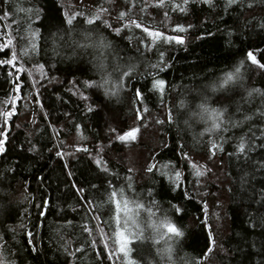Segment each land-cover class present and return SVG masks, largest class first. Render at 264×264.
Returning <instances> with one entry per match:
<instances>
[{
	"label": "trees",
	"instance_id": "1",
	"mask_svg": "<svg viewBox=\"0 0 264 264\" xmlns=\"http://www.w3.org/2000/svg\"><path fill=\"white\" fill-rule=\"evenodd\" d=\"M172 3L182 0H165L164 7L159 6V0H59V5L57 0H0V45L12 40L8 49L0 51V60L16 55L12 66L0 65V112L8 113L7 121L0 116V140L5 147L0 153V250L6 261L127 264L123 254L116 252L115 237L124 214L117 213L108 199L117 189L124 190L129 207L137 214L138 226L144 229L136 233L130 227V232L141 235L139 240L129 236L128 259L134 264H164L158 254L163 242L153 243V233L147 228L148 208L156 213L153 222L167 212L174 226L185 230L183 244L173 245L174 259L185 255L202 258L211 233L215 244L210 264H255L264 260V253L254 255L250 247L251 241L261 239L264 233L253 235L247 228L248 203L239 195L240 177L246 171L248 194H264V170L252 166V162L258 165L264 161V148L259 147L264 140H254L264 132V71L248 64L244 88L235 95L217 93L209 101L210 107L226 108L227 115L240 123L219 133L225 137L220 142L223 152L217 151L213 160L200 161L206 164L200 183L193 175L198 169L189 168L181 155L184 152L200 157L210 147L209 134L200 136L205 125L191 117L200 102L196 90L230 70L246 51L259 49L254 54L264 63V30L256 26L264 18V3L243 0L227 10L223 0H213L215 8L189 3L185 13L173 9ZM35 9H40V19H36ZM58 11L75 13L77 30H88L93 39L102 36L110 45L103 57V75L109 79L105 88L109 91L111 84L128 71V65H135L124 77L125 88L119 99H109L104 88L96 86L101 74L95 66V49L74 50L64 43L67 36L61 34L60 43H56L47 31L48 18ZM121 11L125 13L122 19ZM94 14L101 19L87 25L85 19ZM177 25L186 31L173 32ZM36 28L40 35L33 50L29 29ZM115 28L120 29L119 35ZM144 29L162 34L151 48L152 38ZM224 30L234 33L231 47H226ZM165 35L183 37L185 43L164 44ZM73 37L77 38L76 33ZM81 43L86 41L81 38ZM161 52L166 65L163 71L159 70ZM21 65L22 70L17 72ZM38 65L43 66V75ZM157 80L165 82L162 93L153 90ZM252 87L260 89L261 94L246 97L245 89ZM137 90L141 92L139 100L135 99ZM81 95L87 99L81 100ZM221 95L231 98L217 103ZM181 100L184 108L178 107ZM88 106L92 112L87 111ZM137 111L140 120L136 119ZM169 112L171 123L167 120ZM245 116L251 119L244 120ZM156 119L162 123L157 125ZM185 120L189 121L187 125ZM77 124L87 139L81 141L76 136ZM133 127L137 129L134 140H116L117 135ZM241 136L257 144L246 156L234 154ZM211 138L219 142L218 136ZM58 151L63 159L56 156ZM93 159H103L110 174L100 172ZM149 165L154 168L152 172L146 170ZM176 171L181 176L173 183ZM80 188L84 189L82 193ZM153 200L158 207L152 205ZM134 202L144 208L135 209ZM171 204L181 205L183 214L172 212ZM205 204L207 214L201 210ZM213 211L216 217L211 215Z\"/></svg>",
	"mask_w": 264,
	"mask_h": 264
},
{
	"label": "snow or ice",
	"instance_id": "2",
	"mask_svg": "<svg viewBox=\"0 0 264 264\" xmlns=\"http://www.w3.org/2000/svg\"><path fill=\"white\" fill-rule=\"evenodd\" d=\"M8 0H5V3H7ZM261 3H264V0H260ZM57 3L59 5V0H57ZM189 3L196 4L199 6L200 4L207 5L210 8H215L216 5H214L213 0H182V3L176 4L172 3L171 7L173 9H178L181 13H185L187 11V5ZM243 0H223V7L225 10L228 8H231L233 6H236L238 4H242ZM62 6V5H60ZM159 6L164 7L165 6V0H159ZM252 5L248 4V8H251ZM35 16L36 19H40V9H35ZM46 11V10H45ZM104 11V9H98V12ZM251 15V13H250ZM4 16L7 17L8 13L5 12ZM125 16V13L121 11L119 13V18L122 19ZM63 17V18H61ZM76 19V14L69 15L67 12H60L58 11L56 15L51 16L48 18V24H47V31H49L52 34L53 39L56 41V43H60L62 36L61 34L67 36V40L64 41V43L69 44L70 46H74V50L76 48L79 49H85V48H93L96 50V60L98 63L95 65L98 69V72L101 74V81L97 83V87L104 88L105 90V96L111 99L112 97H116L119 99L120 91L125 88V80L124 77L129 76V72L133 71L135 68V65H128V71H124L122 75L119 76L118 81L111 84V90L109 91L107 88H105L106 85L109 84V79L107 76L103 75L104 73V65H103V57L106 55L105 50L110 48V45L108 42L102 37L97 36L95 39H93V36L89 34L88 30H77L76 26L73 24V21ZM101 17L98 14H94L92 18H86L85 23L87 25H92L94 20H100ZM44 21L41 20V24L43 25ZM132 24L136 25V27H140L139 24L135 20L131 21ZM247 23L251 24V21H247ZM105 27H108L107 21L104 22ZM257 28L260 30H264V18L256 22ZM189 28L192 27V25L188 26ZM55 30V31H53ZM147 32V35L152 38V43L148 45V48H151L153 44L157 42L158 39L161 38V33L159 31H148L147 29H144ZM114 31L117 35L120 33L119 28H115ZM173 32H185L186 29L183 26L177 25L172 29ZM218 31H221L218 29ZM73 33H76L77 38L73 37ZM211 35V33H209ZM223 35L226 36V47L232 46V37L234 35L233 31L224 30L222 32ZM29 35L31 37L30 47L34 50L36 48L35 40L40 35V29L36 28L35 30L29 29ZM81 38L83 41H86V43H81ZM199 38V37H198ZM164 44H169L171 42H175L177 45H183L185 43V40L183 37H177V36H169L165 35L162 37ZM12 44V40L8 39L3 45H0V51H4L5 49H8L9 46ZM53 51L55 52V47L53 48ZM255 51H259V49L249 50L244 53V57L240 59L230 70L223 72L222 75L217 77L215 80L211 81L209 84L204 85L202 88H198L196 90V95L199 98V103L195 106V108L191 112V117L195 118L197 121L202 122L205 127L203 128L202 132L200 133V136H203L205 133L209 134L210 139L208 141L210 147L207 149V152L205 155L196 157L192 156L189 153L182 152L181 155L183 159L187 162L188 167L191 169H198L194 171L193 175L197 178V183H200L199 178L203 177L205 175L204 169L206 168V164L204 162L200 161H207V160H213L216 156V152H223V146L222 143L225 141V137L223 135H219L220 132H227L229 130V127H238L239 123L238 121L233 120L231 117L227 115L228 110L226 108H217V107H210L209 101L212 99L213 95H216L217 93L226 94V93H232L233 95L237 94V90L244 88V84L242 83L245 79V72L248 71V64L251 66H254L255 68H258L262 71H264V63H260L254 54ZM5 55H7V52H5ZM163 53H160L161 57V64L160 71H163L166 65H163ZM16 60V55L13 54L11 58L0 60V65H8L12 66L13 62ZM39 70L41 71V74L43 75V66L38 65L37 66ZM153 68H156L157 65H152ZM23 66L21 65L20 68H17L16 71H21ZM117 70H119L117 68ZM31 75V73H29ZM9 76H12V73H9ZM47 78V77H45ZM164 81L163 80H157L154 81V91L156 92H163L164 89ZM87 85V82H86ZM19 87L17 84L13 88V92L16 91V89ZM246 97H252L253 94L260 95L261 90L255 87L247 88L245 89ZM75 95V93H73ZM231 97H226L224 95H221L217 99V103H222L224 99H230ZM15 99H19V96H16ZM15 99H13L11 102L14 104ZM81 100H86L87 97L81 95ZM135 99L139 100L141 99V92L137 90L135 94ZM37 104L40 103L39 100L36 101ZM180 108L185 107V102L181 100L180 104L178 105ZM88 112H92L93 108L91 106L87 107ZM144 112H148V109L145 108ZM7 115L8 113L0 112V116L5 117V121H7ZM141 113L137 111L136 113V119L140 120ZM251 117L245 116L244 120H249ZM167 120L168 123H171L173 121V116L169 112L167 113ZM155 123L157 125L161 124L162 121L160 119H156ZM184 123L187 125L189 123L188 120H185ZM80 125H75L76 128V136L79 138V140L83 141L87 139V137L81 135L80 133ZM110 131H115V129H110ZM137 129L135 127L131 128L129 131H125L122 135H117L115 138L118 141L124 142L128 140H134L136 138ZM213 135L218 136V141H214L211 137ZM255 141H261L264 140V132L260 136L254 137ZM246 144H249L246 148ZM257 147V144L255 142H250L245 139L244 136L240 137V141L238 145L235 147L234 154L239 156L241 154L247 155V152L254 151ZM259 147L264 148V143H260ZM4 141L0 140V153L4 152ZM32 151H35V146H33ZM77 151H87V149H80L77 148ZM56 156L63 159L61 153L58 151L56 152ZM231 158V156L229 157ZM195 161V162H194ZM247 163V161H246ZM93 164L95 167L102 173L110 174L109 168L106 166L105 161L103 159H93ZM253 168L258 167L260 170H264V161H261L258 165L256 162H252ZM148 172H152L154 170L152 165H149L146 169ZM209 172L212 171L210 168L207 169ZM163 175H168V173H163ZM249 175V173L246 171L244 174L240 177V192L239 195L241 196L242 200H246L248 203V206L245 208V216L247 217L246 226L249 230H251L252 234L255 235L257 232L264 233V194H256L252 192V194H248V191L245 188V185L247 184L246 177ZM181 176L180 171L175 172V176L173 179V183L179 182V178ZM129 180H131V177H128ZM95 188L96 185H93ZM111 187V185H109ZM132 185L129 183L128 188L131 189ZM84 191L83 188L79 189V193H82ZM203 195H207V193H204ZM233 195H236V193H233ZM117 196L119 197V202L117 201ZM188 199L189 197H185ZM109 201L116 206L117 213H120L123 211V225L118 226L116 228L115 237H116V252L122 253L125 260L127 261V264H134L133 261L128 259L129 251L128 244L130 243L129 236H134L135 239L139 240L141 239V235H136V233H142L144 229L140 228L139 222L136 219V213L133 212V209L129 207V202L125 198V193L123 189H117L115 191H112L109 194L108 197ZM135 203V209H142L144 208L143 205H141L138 202ZM152 205L154 207H158L155 200L152 201ZM170 210L174 212L176 215H182L183 214V207L178 204H171ZM205 214L208 213V207L205 204L201 209ZM148 212V221H147V228L151 230L153 233L152 240L153 243H159L163 242L164 247L159 250V255L164 260V264H210L211 257L214 255V248L213 245L215 244L214 237L211 233H209L207 242L205 245L206 251L202 250V258L200 257H188L180 256L178 259H174L173 256V245H180L183 244L184 237L186 235L185 230L180 229L172 223V220L170 216L167 214V212L162 213L160 217H158L155 222H153L152 217L156 216V213L152 211L151 208L147 209ZM213 217L217 216V213L213 211L211 213ZM121 221L119 218H116V224L120 225ZM195 227V225H192ZM130 227L136 229V233L130 232ZM206 228V224L204 226ZM85 231H88L87 227L84 229ZM158 238V239H157ZM104 237H101V240H103ZM246 243H248L246 241ZM95 247V245H93ZM250 247L252 249V254L254 255H260L264 253V237H262L259 240H252ZM105 248L107 250V245H105ZM34 250V249H33ZM77 251H80V249H77ZM111 259V256L109 257ZM0 264H14V261H6L3 250H0ZM255 264H264V260H257Z\"/></svg>",
	"mask_w": 264,
	"mask_h": 264
}]
</instances>
